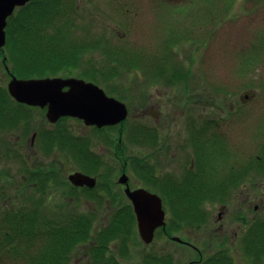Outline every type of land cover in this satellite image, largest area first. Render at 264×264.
<instances>
[{"label": "flooded vegetation", "instance_id": "1", "mask_svg": "<svg viewBox=\"0 0 264 264\" xmlns=\"http://www.w3.org/2000/svg\"><path fill=\"white\" fill-rule=\"evenodd\" d=\"M163 6L165 13L171 16V12H175L180 5L163 0ZM167 22L166 28L172 24L169 19ZM211 24L214 28L216 22L212 21ZM179 27L185 29L181 25ZM2 60L0 57V63ZM6 72L5 75L0 74V86L7 93L6 109L0 111V157L1 160L15 163L19 161V171L23 174L17 180L0 183V212L5 206L13 209L14 205L20 203L26 205V199H21L19 195L22 192H35L38 195L35 213L54 215L60 212L57 211V186L52 194V206L45 205L52 196L49 193L46 195L45 187L47 183L55 181L53 162L43 164L45 171H35L33 165L42 163H31L26 157L31 152L24 154L22 146L18 145L19 135L15 133L13 136L9 132L17 126L21 127L19 119L30 117L32 109L44 116V121L40 123L42 129L52 132L56 123L46 119L47 104L28 105L10 95L8 82L11 77ZM242 97L239 96V101L244 104ZM9 98L15 102L11 111ZM226 109L198 112L179 110L171 113L150 107L148 111L136 113L127 107L124 120L103 128L86 126L77 120L84 131L94 130L98 138L109 131L114 136L105 134L100 137L105 141L93 149L92 172L76 169L92 177L94 184H70L64 192L68 206L72 204L76 208L81 200L85 204L77 212L66 211L82 217L84 223L81 227H86L85 238L80 237L71 249L69 264H72L74 253H80L85 264H127L130 256L137 257L136 264H264V160L252 164L253 172L257 173L253 174L249 160L240 149L234 154L228 153L237 144L233 145L232 141L224 144L221 140L231 134V125L236 118L234 115L238 112L231 107ZM175 115L178 118L174 123L172 119ZM146 118L149 123H145ZM178 124L181 126L178 127ZM99 132L100 135H97ZM95 135L89 143L93 146ZM217 138L220 139L219 143L210 142ZM89 144L84 153L91 150L88 149ZM18 146L21 147L16 148ZM41 148L46 153L43 145ZM70 153L69 162L75 163L74 153ZM235 155L237 158L226 159L223 168L217 166V157ZM208 160L212 180H206L208 175L204 174ZM234 168L241 173H230L229 170ZM211 183L216 186L211 188ZM126 189H143L160 200L162 222L152 229L150 241L145 242L139 233L136 213ZM15 196L18 197L17 201ZM92 199L95 206L87 201ZM104 204L108 206L104 207ZM91 214L94 218L98 214L103 216L100 227L95 228L94 218L89 224ZM113 217L120 221L116 226L113 225ZM68 225L54 226L53 243H58L59 228ZM97 233L104 234L103 240L94 239V236H100ZM160 240L162 245L156 249V243ZM141 243L146 247L137 249Z\"/></svg>", "mask_w": 264, "mask_h": 264}, {"label": "rangeland", "instance_id": "2", "mask_svg": "<svg viewBox=\"0 0 264 264\" xmlns=\"http://www.w3.org/2000/svg\"><path fill=\"white\" fill-rule=\"evenodd\" d=\"M159 1L78 0L77 3L81 12V19H78V25L85 28V33L99 34L104 32L105 35L108 34V38L117 46L152 50L156 47L158 38L162 34H168L171 28L170 24L163 32L157 29V26L160 25L157 17L159 11L156 6ZM170 1L175 3V5H180L175 8V13H179L180 17L170 16L166 12L165 18L171 22H173V19L182 21L177 25L178 27L179 25L186 26L185 20L183 18L180 20L182 11H186L188 6H192L194 2H191L192 0H187V2L186 0ZM151 8L154 9V14ZM89 15H92L93 21L87 23ZM218 17L219 22L215 24L214 28L211 23H207L205 26H195L193 31L198 40L193 38L181 39L173 44L171 48V52L175 54H173L172 58L173 63L182 64L181 68L184 72L186 71V82L176 79L175 82L167 84L163 79H151L142 69L127 70L125 67H119L116 76L114 73L115 78L113 81L107 84V87L103 85V89L114 94L113 96L116 99L124 102L129 110L136 113L147 110L150 107L152 109H160L163 112L170 111L171 113L179 110L193 112L227 110L226 108L231 107L232 110L238 113L234 115L236 118H234L231 125V134L226 135L227 139L221 140V143L230 144V141H232L233 145L237 144L228 153L234 154L240 149V152L244 153L246 159L250 162L251 173L257 174L253 172L254 166L252 164L258 160H264V142L261 143L263 140L261 134L264 133V47L262 50V61L255 68L243 70L239 62L241 52L252 37L256 33L261 34L264 32V0H236V3L225 16L222 18ZM212 20L216 22L217 16L212 17ZM180 30L182 29L180 28ZM77 31H80L79 28ZM92 59L96 61V56L93 55ZM98 63L105 64L106 62ZM157 65V63H154L153 71H155ZM167 71L169 72L166 69L163 75H166ZM72 73L78 74L74 70ZM90 81L97 83L98 85H95L100 87V83L94 80ZM111 85L115 86L114 92L111 91L113 89ZM185 85L187 90L184 89ZM246 92L253 93L251 96H247L245 95ZM240 95L244 97H242L244 104L239 101ZM8 101L9 110L11 111L15 102L11 98ZM31 111L32 115L30 117H25L23 120V117H21V120L19 119L18 122H20L21 127L17 126L9 133L13 136L15 133L19 135L18 145L22 147L18 146L16 148L21 147L24 154L31 152L30 156L26 155L31 163H42L33 165L32 168L35 171H45L43 164L53 162V169L56 171L55 176H53L55 181L51 184L47 183L45 192L46 195L48 193L52 195L55 186H57L59 194L57 211L59 210L61 213L66 211L77 212L78 209L84 208V201L81 200L76 208L72 207V204L68 206L64 192L70 184H73L69 180V176L76 169L81 170V168L74 162H69V147L67 149L66 147L59 148L60 144H57V141H50L49 143L50 137H45V140L42 141L39 131L42 129L40 123L44 121V116L39 112L37 113L35 109ZM177 118L178 116L175 115L172 121L175 123ZM146 122L149 123L148 118H146ZM57 126H60L62 131L67 132V140L71 139L70 133L87 137L91 140H93V135H95L93 132L84 131L83 127L74 119L61 121ZM57 126H54L53 130ZM179 126L181 124H178ZM44 131L49 134L47 130ZM105 134L108 137L114 136V133L109 131L99 136V138ZM97 135H100V132ZM99 138L95 135L93 141L95 146L89 144L88 149L93 151L99 143L103 144L105 139ZM41 145H45L46 153L43 152ZM79 146L81 150H87V145L84 147L83 145ZM75 154L77 155V153ZM79 154L81 156V153ZM230 158H237V156L217 157V166L223 168L226 159ZM19 165V161L15 163L7 159L1 160L0 157V183L19 179L20 175L23 174L22 171H19ZM229 171L234 175L241 173L235 168ZM204 174L208 175L206 180H212V168L209 160L207 165L204 166ZM117 176L118 173L115 178ZM215 186V183H211V188ZM21 195L23 194L21 193ZM21 195H19L20 198ZM37 196L35 192L26 194L24 196V199L28 202L26 204H31L32 206L37 204ZM52 200L53 195L49 203H45V205L52 206ZM87 201H91L92 205L95 206L93 199ZM123 203H125L124 200ZM105 206L108 205L104 204ZM48 215L54 217L52 214ZM94 221L95 228L100 227L104 221L103 216L95 215ZM127 221L130 222L128 216ZM161 245L160 240L156 243L155 248L159 249ZM110 247L112 248V245ZM141 247L146 246L141 243L137 249ZM112 251L114 253V248H112ZM136 258L135 256H130L127 264H136ZM69 262L70 256L65 263L69 264ZM71 263L85 264L80 253H74ZM1 264H25V262L19 258L7 257V259H2Z\"/></svg>", "mask_w": 264, "mask_h": 264}, {"label": "trees", "instance_id": "3", "mask_svg": "<svg viewBox=\"0 0 264 264\" xmlns=\"http://www.w3.org/2000/svg\"><path fill=\"white\" fill-rule=\"evenodd\" d=\"M77 1L29 0L24 6L15 9L8 17L5 27L6 42L0 51V57L4 61L0 63V74L8 71L9 75L21 79L75 75L107 87L115 78L119 67H125L127 70L142 69L151 79H163L167 84L175 82L176 79L186 82L187 74L181 68L182 64L173 63L174 53L171 52L173 44L181 39L198 40L193 31L195 26L212 23L214 16H217L216 23L219 22L218 16H225L236 3V0H192L194 3L188 6L186 11H182L180 18L185 20L186 29L180 30L177 25L182 21L173 19L169 33L162 34L156 47L147 50L115 46L103 32L85 33V28L78 25L81 12ZM171 16L180 17V14L172 11ZM157 17L160 24L157 29L163 32L166 23L168 24L163 9ZM88 18L89 23L93 21L92 15ZM76 27L80 31H77ZM263 47L264 32L256 33L240 54L239 63L243 70L255 68L262 61ZM93 55L96 56V61L92 59ZM154 63L158 64L155 71L152 70ZM166 69L169 72L163 75ZM73 70L78 74H73ZM111 86L113 87L111 91L114 92L115 86ZM184 89L187 90L186 85ZM6 98V90L0 86V111L6 109ZM64 120L66 118L60 119L59 122ZM43 130L39 131L42 141L45 137H50L49 143L57 141V144H60L59 148L69 147L68 154L74 153L73 160L79 168L92 172L94 152L88 150L84 153V150L79 148V145L84 147L90 143L88 138L74 135L67 140V132L62 131L60 126L48 132L49 134ZM195 135L198 139V135L196 133ZM261 136L263 143L264 133ZM142 137L145 140V137ZM210 142L219 143L220 139ZM22 194L21 199L26 193ZM14 199L17 201L18 197ZM22 204L24 203L14 205L13 209H5L0 213V264L2 259L7 257L19 258L25 264H66L65 261L76 242L80 237L85 238L86 227H81L84 223L82 217L67 212L52 214L54 217L36 214L34 211L36 205ZM93 218L94 215L91 214L89 224ZM119 222L117 217H113L114 226ZM62 224L70 226L60 227L58 243H53V228ZM97 234L100 236L93 238L103 240L104 234Z\"/></svg>", "mask_w": 264, "mask_h": 264}, {"label": "water", "instance_id": "4", "mask_svg": "<svg viewBox=\"0 0 264 264\" xmlns=\"http://www.w3.org/2000/svg\"><path fill=\"white\" fill-rule=\"evenodd\" d=\"M26 2L27 0H0V47L5 43L6 18L15 7L23 6ZM63 88L67 89L63 90ZM8 91L20 103L40 106L47 104L46 117L51 122L62 116H71L83 120L87 126L102 127L119 123L127 116V108L123 102L106 95L103 89L83 79L11 77ZM251 94L245 93L247 96ZM69 180L74 185L94 184L92 177L78 171L71 174ZM126 193L136 213L139 233L145 242L150 241L152 229L162 222L160 200L156 195L147 193L143 189L135 191L126 189ZM145 207L148 209L145 210ZM152 219H154L153 223Z\"/></svg>", "mask_w": 264, "mask_h": 264}, {"label": "bare ground", "instance_id": "5", "mask_svg": "<svg viewBox=\"0 0 264 264\" xmlns=\"http://www.w3.org/2000/svg\"><path fill=\"white\" fill-rule=\"evenodd\" d=\"M220 18H222V17H220Z\"/></svg>", "mask_w": 264, "mask_h": 264}]
</instances>
